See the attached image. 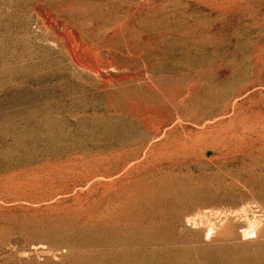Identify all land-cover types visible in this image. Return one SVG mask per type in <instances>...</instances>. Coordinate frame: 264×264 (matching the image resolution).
Here are the masks:
<instances>
[{
    "label": "rangeland",
    "instance_id": "1",
    "mask_svg": "<svg viewBox=\"0 0 264 264\" xmlns=\"http://www.w3.org/2000/svg\"><path fill=\"white\" fill-rule=\"evenodd\" d=\"M0 264H264V0H0Z\"/></svg>",
    "mask_w": 264,
    "mask_h": 264
},
{
    "label": "bare ground",
    "instance_id": "2",
    "mask_svg": "<svg viewBox=\"0 0 264 264\" xmlns=\"http://www.w3.org/2000/svg\"><path fill=\"white\" fill-rule=\"evenodd\" d=\"M42 22L44 23V24H50L51 23V21L49 20V18L48 17H44V19L42 20ZM74 42L77 44L78 43V45L77 46H75V47H72V48H70V39H69V41H67L65 44H64V46H65V52H66V54L68 55V57H69V59L71 58V60L72 61H74V62H77V60H78V58H77V55H76V47H78L79 45H80V42H79V40H78V38L76 37V36H74ZM82 65V64H81ZM85 65V64H84ZM83 66V65H82ZM86 66V65H85ZM208 220V219H207ZM209 222V227H216V226H218L219 224L218 223H215V222H211V221H208ZM221 223V222H220ZM223 224V223H222ZM206 225V224H205ZM222 226V225H221ZM219 227V226H218ZM223 228V227H222ZM224 229V228H223ZM78 259V258H77ZM76 259V260H77ZM98 259V258H97ZM102 259V258H101ZM75 260V261H76ZM88 260V259H87ZM89 260H90V258H89ZM93 261V260H92Z\"/></svg>",
    "mask_w": 264,
    "mask_h": 264
}]
</instances>
